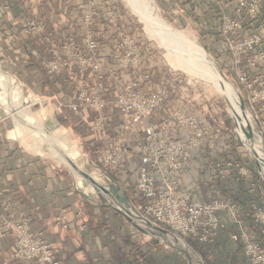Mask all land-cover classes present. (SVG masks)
Here are the masks:
<instances>
[{
  "label": "crops",
  "instance_id": "0c3cea01",
  "mask_svg": "<svg viewBox=\"0 0 264 264\" xmlns=\"http://www.w3.org/2000/svg\"><path fill=\"white\" fill-rule=\"evenodd\" d=\"M110 1L115 7L118 30L130 26L132 31L134 25L121 4L115 0ZM221 1L159 0L161 7L165 10L174 11L172 6L178 3L180 4L178 5L180 6L179 10L185 12L184 15H189L188 18L191 17V10L196 12L195 15H201L204 24L207 28L209 27V33L205 36L208 42L206 44L227 67L229 56L222 45L219 34V15L213 10V8L217 9L216 7ZM76 2L77 0H63L57 3V8L52 9L49 7L33 8L32 6L28 8L26 1L0 0V56L10 58L14 62V68L22 74L26 86L36 85L37 90L40 88L39 91H41L44 84H48L51 92L54 91L55 94H58L65 105L73 99L74 92L81 84L84 82L96 83L94 74L90 70L83 71L74 66L59 73H51L46 69L47 67L44 68L46 71H42L43 62L48 59L50 43H45L39 36L26 37L23 34V27L31 13L43 16L45 15L42 12L43 9L51 10L49 16H47L48 13L46 16L50 18L52 24L50 33L53 38L57 37L56 42L62 43L67 38H74L78 43L81 40L83 29L80 24V11L74 6ZM198 3L200 4L199 8L196 7ZM100 25V23L97 24V26ZM79 27L81 31L77 32L76 28ZM117 33V29L110 31L101 46L103 64L108 72L118 69L112 60V53L116 49L118 41ZM136 35L133 33L131 37L138 41ZM33 48L37 50L38 55L32 54ZM142 48L143 55L137 73L148 72L151 77L147 88L156 91L165 90L166 93L163 108L156 111L151 117L152 125L163 135L175 132L178 137L184 136L186 134L184 127L174 131L166 127L164 122L167 110L182 108V110L194 112L210 126L211 134L216 142L213 147L205 146L193 152L174 192L175 196L187 192L194 200L209 201L212 198H219L226 203H236L237 205L234 210L218 211V217L224 227L217 234L210 236L209 240L203 244L194 240L198 254L205 264H249L243 253L242 242L232 240L231 235L245 233L264 247V227L255 225L250 218L253 205H264V183L259 182L255 170L250 175L238 177L236 170L231 169L230 174L221 176V171L226 167V160L233 161L236 158L235 146L229 140L226 118L221 115L222 110L209 100L190 96L181 86L179 78L175 74L168 73L153 53H145L144 47ZM15 58H20V60ZM121 74L126 80L132 76L127 70H121ZM43 77L48 79L47 82L43 80ZM17 81L20 84L21 99H25L26 103L28 100L32 102L38 99H29L25 96L23 84L18 79ZM105 83L108 86V92L104 97L108 99L114 95L112 78L109 74H107ZM2 103L0 102V114L4 115L0 119L10 118L13 121V127L15 126L19 130L20 137L11 138L12 128L7 129V124L0 121V226L3 220L11 217L17 220L29 219L33 230L42 231L47 239L61 249L62 264H181L173 254L157 252L154 241L139 243L136 240V244L134 241L137 235L135 227L126 222L115 209L102 208L99 210L94 206L87 205L84 208L85 200L73 189L67 171L24 146L27 133L22 129L23 125L6 114L7 101L6 103L2 101ZM17 106L20 108L21 104ZM65 111L70 115L68 123H66L67 126L75 131L81 128L85 132L86 141L89 142L88 146L92 147L94 154L104 146L107 140H116L120 136L135 137L127 131L119 132L118 124L122 121V116L115 113L110 107L102 112L106 117L103 129L92 133H87L85 129L92 123L93 115H98V112L87 109L76 113L68 112L67 109ZM54 117L56 122L53 123L55 126L53 127L56 129L59 126L56 119L60 120L63 117L62 120H64L66 117L61 109L55 112ZM39 135V144L47 142L43 140L44 136L41 133ZM45 145L46 143L43 148ZM39 151L41 150H38V153L42 155ZM51 153L62 162L56 153ZM136 162L137 156L132 153L122 165L110 172L113 183L119 186L120 192L127 196L128 194L123 188V178L126 172H130L134 168ZM95 175L98 174H91L90 177L92 180L96 178L97 181L94 180V182L99 183L100 179ZM106 186L108 185L106 184ZM112 197L115 199L114 195ZM62 209L65 210L68 223L66 229L57 225L54 219ZM150 230L156 231L152 228ZM114 236L118 241H125V243H118L117 247L110 245L109 247L107 244L110 240H115ZM12 246L13 237L11 235H0V264L9 259ZM132 248H135V256L130 253ZM117 251L119 254H116ZM128 253L129 255H127ZM115 254L120 259L112 258ZM8 263L32 264L29 261L18 260H11Z\"/></svg>",
  "mask_w": 264,
  "mask_h": 264
},
{
  "label": "built area",
  "instance_id": "2783aa9c",
  "mask_svg": "<svg viewBox=\"0 0 264 264\" xmlns=\"http://www.w3.org/2000/svg\"><path fill=\"white\" fill-rule=\"evenodd\" d=\"M26 7L47 8L63 0H20ZM264 0H222L214 9L219 15V34L222 45L229 56L228 75L243 92L248 104L246 111L255 119L264 139ZM231 3V5H229ZM80 11V24L83 32L80 42L67 38L56 42L51 35V26L40 14L31 13L23 27L26 37H38L49 42L48 59L43 65L51 73H59L71 66L80 70H90L96 83L81 84L74 92L73 99L66 104L68 109L79 112L87 109L98 112L93 115L92 129L102 130L105 115L110 107L122 116L118 130L136 136L135 142L128 136L107 140L95 152L96 159L113 172L133 153L137 162L130 172L134 173L133 185L136 196L143 200L142 216L153 224L167 229L178 237L190 238L199 244L207 242L224 225L218 211L234 210L236 203H226L219 198L209 201L194 200L185 192L175 196L183 171L187 168L193 152L216 145L211 127L194 112L174 108L165 113V125L174 131L184 127L186 134L178 137L175 132L163 135L151 123L153 114L162 109L166 96L165 90L147 88L151 75L137 73L141 64L142 48L131 37L130 26L118 30L115 7L110 0H77L74 5ZM97 20V21H96ZM96 21V22H95ZM100 23V26L97 24ZM117 27V28H116ZM113 29H117L118 41L112 53V60L118 66L116 71L108 72L101 55L102 42ZM32 54L38 55L35 48ZM121 70L129 71L132 76L125 79ZM112 78L114 95L105 99L108 92L105 79ZM196 98V97H195ZM140 135V136H139ZM264 142V141H263ZM236 170L238 177L246 176L247 167L233 160L226 163L221 171L222 177ZM250 218L255 225L264 227V205L252 206ZM55 223L68 228L65 210L55 215ZM29 219L3 220L0 235L13 237V248L9 259L29 261L32 264H62L61 249L46 238L42 231L33 230ZM145 222V221H144ZM263 230V229H262ZM234 241H241L243 253L249 264H264L263 245L252 240L245 233L231 235Z\"/></svg>",
  "mask_w": 264,
  "mask_h": 264
},
{
  "label": "rangeland",
  "instance_id": "374dc122",
  "mask_svg": "<svg viewBox=\"0 0 264 264\" xmlns=\"http://www.w3.org/2000/svg\"><path fill=\"white\" fill-rule=\"evenodd\" d=\"M115 1L121 4L124 12L126 13V15H128V17L132 21L134 28L132 31H130V33L131 34H133V33L137 34L136 37H137V40L139 41V42L137 41V43L139 45L141 44L140 46L144 47L145 53H153L155 55V57L157 58V60L160 62V64H163L164 68L166 69V71L168 73L170 72L172 74H175V76L179 78L178 80L181 81V86L186 90V92H188V94L190 96L196 97L197 99H203L206 101L209 100L212 104H216L222 110L221 115L224 118H226L225 123H226L227 133L230 136L229 140H231V143L235 146L236 156L241 157L244 160V162L248 164L249 167L245 166L242 163V165L247 167V171H248L247 175H250L255 170L257 172L259 182L261 184H263L264 183V171L262 173V170L260 168L259 163L248 152V148L246 146L242 145L239 141V139H240L239 133L241 134V131L239 130L238 122H237V120L233 114V111L231 109L229 101L220 93V91L218 89L213 87L211 83L205 81L203 78H201L196 73L190 72L184 68H177V67L175 68V67H173V65L171 63L169 64L170 61L164 57L163 50L158 46V44L155 40H153L152 38H150L148 36L145 25L133 13L129 4H127L124 0H115ZM154 2L159 8L160 15H161L163 20H165L177 32H180L181 34L185 35L187 37L189 43H191L193 46L199 48L200 50H202L200 48V47H202L206 51L205 53H207L213 59L215 64H217V67H219L225 75H228V69H227L226 65H223L221 63V61L218 58V55H216L212 51L211 47L208 44H206L208 42L206 41L205 36L208 35V33H209V31H208L209 27L207 28V26L204 24L203 18L201 17V15H197V14L195 15L196 12L194 13V10H191L192 11L191 17L188 18L187 16H189V15L186 16V15H184L185 12H181L179 10L180 6H178V5H180V4H178V3L173 4L174 6H172V9L174 11H171V10H165L164 8H162L159 0H154ZM199 5H200L199 3L196 4V7L199 8ZM57 7H58L57 5L49 6V8H52V9L57 8ZM50 11L51 10L47 11V9H43L42 12L45 15H43L42 17H43V19L46 20V22H47L46 24H49L51 26L52 24H51L50 18L47 17V16H49ZM198 11H200V10L198 9ZM46 13H48L47 16H46ZM76 31L80 32L81 31L80 27L76 28ZM198 46H200V47H198ZM15 59H17L18 61L20 60V58H15ZM25 60H28V59L25 58ZM44 68H46L45 65H43L42 71H46ZM0 69L3 71H7L9 73H12L23 84L25 96H27L29 99L38 98L37 100L32 101L33 103L31 102V100L30 101L28 100V106L25 107V109H22L23 113L21 115V118H23L24 124L26 126H28V128H29L28 131L26 132L27 134H26V137L24 139L25 145L24 144L23 145L26 148L30 149L33 153H36L38 156H40V157H42V158H44V159H46V160H48L54 164H58L63 170L67 171V174L69 176V179H70L72 187H73L76 183L75 173L72 171V169L70 167H68L67 165L62 163V162H65L67 159L65 157H63L62 155H59V153L56 152L55 150H53V153H56L59 156L60 160L62 161V162H60L57 158H55L52 155V153L51 154L47 153L44 150L43 146L45 143L48 144L47 142H42V144L38 143V140L40 137L39 133L37 132V130L39 129L38 125L42 124V123H44L46 125H50L53 128L52 133H51V137H52L51 142L55 146L60 147L61 142H63L67 146L74 145L75 148L80 152L81 158L83 159V162H82L81 166L79 167V170L81 171V174H83V176L88 177V176H90V174L96 173V174L100 175L99 176L100 182L97 184L105 186L107 184V180H109L113 183V178L110 175L108 167L105 166L104 164L100 163L96 159L95 154L93 153V151L91 149L92 147L90 148L88 146L89 142L86 141L87 139L85 137V132L81 128L80 129L78 128V130L75 131L73 129H70L69 126H67L66 123H68V119H69L70 115H69V113H66L65 110L67 109L68 112L70 110L62 102L60 96H58V94H55L54 91L51 92V88L48 84H44L41 91H39L40 88H38L39 90H37L36 85H30L29 84L28 86H26V84L23 82L22 74L19 73L14 68V62L11 61L10 58L0 56ZM45 74H43V75L45 76ZM14 76H13V80H14L15 84L13 87V93L18 94L20 96V84ZM228 79H229V83H231L233 85V87L238 92L239 96H241L243 99V92H242L241 88L238 87V84L233 79H231L229 76H228ZM43 80H45V82H47L48 79L43 77ZM2 84L7 86V84L3 80H2ZM19 96H18V98H16V101L21 100V96L20 97ZM243 102H244V107H245V112H246L249 110V106L244 101V99H243ZM59 109H61L64 112V115L66 118L64 120H62L63 117H61L60 120L56 119L59 122V126H58V128L55 129L54 128L55 126L53 124L54 122H56L54 120V118H55L54 114L56 111H59ZM28 117L30 119H32L33 121L35 120V122L29 121ZM246 117H247L248 124H250L253 127V130H254L253 134L255 132V135L261 141L262 134L260 132V129L256 125L255 119L253 117L250 118V115H248V112H246ZM0 121L7 124V127H8L7 129L13 128V121L10 118H7L5 120L0 119ZM85 130L87 133L88 132H90V133L95 132L94 129H92L91 124L88 125V128ZM258 132H260V133L258 134ZM40 133L42 134V132H40ZM42 138H43V140H45L44 137H42ZM130 139L134 141V140H136V136L134 138H130ZM45 141H47V140H45ZM263 141H264V139H263ZM263 145H264V142H263ZM38 150H41L43 152V154L40 155L38 153ZM229 157H231V155H229ZM226 161L228 162V161H232V160H226ZM68 163H69V160H68ZM133 179H134V173L126 172V174L123 178V180H124L123 188L126 190V193L129 196L128 197L126 195L129 212L131 211L134 213V215L141 216L142 210L138 206H142V204L144 202L142 199H139L136 196L135 187L133 185ZM94 180L97 181L96 178ZM102 196H105V194L100 193V195H98L94 192L93 194H91L90 199L85 200V202H83V207L85 205H87L89 207L94 206V208H97L99 210H101L102 208H108V207H104L102 205L95 206L93 204L94 200H99L100 199L99 197H102ZM118 214H120L121 217H123V219L126 222H128L130 225L135 227L137 235L135 236L134 241L136 242V244H137L136 240H138L139 243L140 242L154 241L156 244L155 249L157 252H160V253L169 252L170 254H173V256H175L176 259H178L181 264H205L203 262L201 256H199L196 246H193L189 243L190 238L188 239V238H184V237H179L185 242L186 246H188L187 249L185 250L182 247L177 246L174 241H169L168 239L166 240L165 238L167 236L165 234L163 235V233L158 232V231H151L149 226L143 220L140 219L139 221L135 220L134 222H131L122 213L118 212ZM138 227L141 228L143 231H147V233H144ZM173 235H175V234H173ZM153 236H155V237H153ZM164 236H165V238H164ZM120 237H122V236H120ZM168 237H170V236H168ZM114 238H115V240H110L108 242V244H107L108 246L110 245L111 247H117L116 245L118 243L119 244L125 243V241H118L116 236H114ZM190 240H192L194 242L193 239H190ZM121 246H123V245H121ZM135 248H132L131 249L132 251H130L132 256H135V254H136ZM118 250H120V249H118ZM116 254H119V252L117 251ZM116 254L114 256H112V258L120 259V257L116 256ZM127 255H129V253ZM126 259H128V258L126 257ZM133 263H137V262H133Z\"/></svg>",
  "mask_w": 264,
  "mask_h": 264
},
{
  "label": "bare ground",
  "instance_id": "6f19581e",
  "mask_svg": "<svg viewBox=\"0 0 264 264\" xmlns=\"http://www.w3.org/2000/svg\"><path fill=\"white\" fill-rule=\"evenodd\" d=\"M127 4H129L133 13L139 18V20L145 25L148 36L155 40L158 46L163 50L164 57L169 60V64L171 63L173 67L184 68L190 72L196 73L205 81L212 84L213 87L218 89L220 93L229 101L233 114L238 122L240 140L248 148V150L258 159L260 168L262 173L264 171V145L263 140H259V138L255 135L253 139H248L245 136V133L242 130V127H245L248 124L245 109H241V99L238 92L235 90L233 85L226 80H224L219 72L217 64L213 61V59L205 53L206 51L200 47L199 48L193 46L189 43L187 37L180 32H177L174 28H172L165 20L162 19L160 15V10L158 6L155 4L154 0H124ZM2 80L7 84L5 86L2 84ZM13 76L8 74L7 72L0 69V102L2 101L6 103L7 101V110L6 114L15 119L19 124H22V129L24 132L28 131V126H26L23 122L22 108L28 106V102H25V99H21L16 101L18 98V94L13 93L14 87ZM19 93V92H18ZM20 97V96H19ZM20 102V103H19ZM33 103V102H32ZM3 104V103H2ZM18 104H21V107L18 108ZM6 106V105H5ZM3 113L0 114V117H3ZM249 115V114H248ZM239 117L241 119H239ZM29 118V117H28ZM30 121H33L29 118ZM39 129L37 132H42L44 139L47 140V143L44 147V150L47 153L53 152L55 150L62 155L67 160L63 162L67 166H69L72 171L75 173L76 177V186L81 190L87 192L88 194L94 193V187L91 182H94L90 176L86 177L81 174L79 167L81 166L83 159L81 158L80 152L75 148V146H67L63 142H61L60 147L55 146L51 142V133L53 128L50 125L39 124ZM238 129V128H237ZM41 130V131H40ZM254 131V130H253ZM239 132V131H238ZM260 132H258L259 134ZM19 130L14 126L11 130V138H19ZM71 147V150H70ZM41 154H43L42 151ZM69 160V163H68ZM75 160V161H74ZM72 167H71V166ZM91 175V174H90ZM98 179L100 175H95ZM90 181V182H89ZM95 183V182H94ZM91 188H90V186ZM103 187L107 190L106 195L113 200V204L119 208L122 206L112 197L113 195L110 193V189L108 186ZM128 210V209H127ZM131 212V211H130ZM133 212H131L132 214ZM134 215V213H133ZM136 219V218H134ZM140 219L137 218V221ZM167 237L164 238L169 241H174L177 246L182 247L183 249H187L185 242L176 235L173 234H165ZM170 236V237H168ZM174 237V238H173Z\"/></svg>",
  "mask_w": 264,
  "mask_h": 264
},
{
  "label": "water",
  "instance_id": "95a60500",
  "mask_svg": "<svg viewBox=\"0 0 264 264\" xmlns=\"http://www.w3.org/2000/svg\"><path fill=\"white\" fill-rule=\"evenodd\" d=\"M218 72H219V74H220V76L224 79V80H226L227 82H229V79H228V77L221 71V69L218 67ZM236 90V89H235ZM240 99H241V109L242 110H244L245 109V107H244V102H243V99H242V97L240 96ZM239 119H241L240 117H239ZM242 130H243V132L245 133V136L248 138V139H253V136H254V134H253V127L249 124V125H247V126H245V127H242ZM239 141H240V143L242 144V145H244L242 142H241V140L239 139ZM263 150H264V148H263ZM248 152L256 159V161L259 163V161H258V159L248 150ZM260 165V164H259ZM92 184H93V187H94V192L96 193V194H98V195H100V193H103V194H105V196H102V197H99L100 199L99 200H94V202H93V204L95 205V206H99V205H102V206H104V207H108V208H114L117 212H119V213H122L129 221H131V222H134L135 220H137V218L138 219H141V220H143V221H145L146 222V224L150 227V228H152V229H154V230H156V231H158V232H161V233H163V234H169V232L167 231V229H165V228H162V227H160V226H157V225H155V224H153L151 221H149L148 219H146V218H144L142 215L141 216H136V215H133V214H131V212H129V210H127L128 209V204H127V196H126V194H124V193H121L120 192V188H119V186H117L116 184H114V183H112L111 181H109V180H107V185H108V187H109V189H110V193L112 194V195H114L115 196V199H116V201L120 204V205H122V208H119V207H117V206H115L113 203V200L112 199H110L107 195H106V192H107V190L103 187V185H100V184H97V183H94V182H91ZM73 189L82 197V199L83 200H88V199H90V197H91V195L90 194H88L87 192H85V191H83V190H81L80 188H78L77 186H76V183H75V185L73 186ZM132 215V216H131ZM134 218H136V219H134ZM139 228V227H138ZM140 230H142L141 228H139ZM143 231V230H142ZM144 233H147V231H143ZM170 234H172V233H170Z\"/></svg>",
  "mask_w": 264,
  "mask_h": 264
},
{
  "label": "trees",
  "instance_id": "16d2710c",
  "mask_svg": "<svg viewBox=\"0 0 264 264\" xmlns=\"http://www.w3.org/2000/svg\"><path fill=\"white\" fill-rule=\"evenodd\" d=\"M217 14H218V13H217ZM235 156H236V154H235ZM234 160L240 162L241 164L243 163L245 166H248V164L245 163L244 160H243L241 157L236 156V158H235ZM248 167H249V166H248ZM188 239H189V238H188ZM189 243H190L191 245H193V246H196L195 242H193V241L190 240V239H189Z\"/></svg>",
  "mask_w": 264,
  "mask_h": 264
}]
</instances>
